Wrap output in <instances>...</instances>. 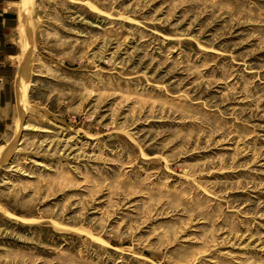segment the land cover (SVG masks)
<instances>
[{
  "label": "rangeland",
  "instance_id": "obj_1",
  "mask_svg": "<svg viewBox=\"0 0 264 264\" xmlns=\"http://www.w3.org/2000/svg\"><path fill=\"white\" fill-rule=\"evenodd\" d=\"M23 2L0 264H264V0Z\"/></svg>",
  "mask_w": 264,
  "mask_h": 264
},
{
  "label": "crops",
  "instance_id": "obj_2",
  "mask_svg": "<svg viewBox=\"0 0 264 264\" xmlns=\"http://www.w3.org/2000/svg\"><path fill=\"white\" fill-rule=\"evenodd\" d=\"M16 6L17 0H0V142L7 133V123L12 119L17 104L20 19Z\"/></svg>",
  "mask_w": 264,
  "mask_h": 264
},
{
  "label": "bare ground",
  "instance_id": "obj_3",
  "mask_svg": "<svg viewBox=\"0 0 264 264\" xmlns=\"http://www.w3.org/2000/svg\"><path fill=\"white\" fill-rule=\"evenodd\" d=\"M31 0H24V2H23V4H25L26 2H27V4L30 2ZM24 18H26V16L24 15ZM25 79V78H24ZM21 85L23 84V81L20 83ZM20 84H19V86H20ZM18 92H19V88H18ZM27 103V102H26ZM23 105H25V102L23 101ZM1 151H3V150H1ZM1 154H3L2 152H1ZM6 155V154H5ZM2 156V155H1ZM3 157V156H2ZM3 159H5V157L3 158Z\"/></svg>",
  "mask_w": 264,
  "mask_h": 264
}]
</instances>
